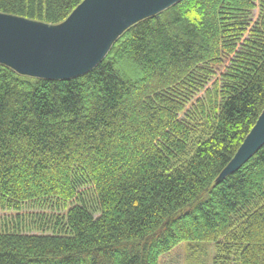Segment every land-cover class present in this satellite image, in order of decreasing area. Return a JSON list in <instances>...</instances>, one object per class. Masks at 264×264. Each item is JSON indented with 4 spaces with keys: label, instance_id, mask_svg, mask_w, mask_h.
I'll return each instance as SVG.
<instances>
[{
    "label": "trees",
    "instance_id": "trees-1",
    "mask_svg": "<svg viewBox=\"0 0 264 264\" xmlns=\"http://www.w3.org/2000/svg\"><path fill=\"white\" fill-rule=\"evenodd\" d=\"M82 1L0 12L58 24ZM263 110L264 0H180L73 78L0 63V264H160L187 241L264 264V144L219 179Z\"/></svg>",
    "mask_w": 264,
    "mask_h": 264
},
{
    "label": "water",
    "instance_id": "water-1",
    "mask_svg": "<svg viewBox=\"0 0 264 264\" xmlns=\"http://www.w3.org/2000/svg\"><path fill=\"white\" fill-rule=\"evenodd\" d=\"M180 0H83L61 23L0 12V63L20 74L68 79L96 67L130 26ZM264 144V110L219 179Z\"/></svg>",
    "mask_w": 264,
    "mask_h": 264
},
{
    "label": "rangeland",
    "instance_id": "rangeland-1",
    "mask_svg": "<svg viewBox=\"0 0 264 264\" xmlns=\"http://www.w3.org/2000/svg\"><path fill=\"white\" fill-rule=\"evenodd\" d=\"M25 211L35 213H53L51 208H27ZM11 212L0 210V216L10 215ZM40 233L41 231H36ZM43 232V231H42ZM216 246L204 241L182 242L160 257V264H214Z\"/></svg>",
    "mask_w": 264,
    "mask_h": 264
}]
</instances>
